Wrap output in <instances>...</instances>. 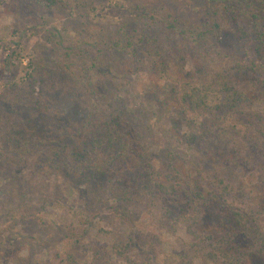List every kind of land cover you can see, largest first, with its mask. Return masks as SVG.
Listing matches in <instances>:
<instances>
[{
  "label": "trees",
  "instance_id": "1",
  "mask_svg": "<svg viewBox=\"0 0 264 264\" xmlns=\"http://www.w3.org/2000/svg\"><path fill=\"white\" fill-rule=\"evenodd\" d=\"M31 1L52 12L63 8L80 14L88 8V2L82 0ZM208 3L206 17L196 30H176L172 37L177 47L182 46L183 41L190 44L194 58L192 65H189L194 68L193 74L181 80L178 75L184 74V70L179 68L178 72L167 74L165 60L161 61L166 73L161 71V88L166 82H173L175 95L170 97L158 90L155 99L149 95L147 101L155 105V111L161 110L167 114L171 130L196 127L200 129L198 133L201 136L203 131L205 140L219 150L217 155H226L227 151L234 150L237 143L231 135L241 137L254 149L258 162V166H255L259 173L258 187L259 190L263 189V193L250 190L254 203L248 210L231 211L230 219H225L217 228L215 242H207L209 236L204 239L202 234L197 235L194 227L205 214L203 209L206 206L214 202L229 203L228 197L235 189L223 177H216L224 168L212 173L204 170L203 160L208 161L209 148L206 149L208 156L196 163L182 160L171 151L165 153L163 160L152 157L151 144L145 146L142 143L138 112L132 115L130 101L120 97L123 86L117 81L119 70L105 63L107 58L124 53L119 49L120 43L108 45L118 32L105 31L100 24H96L99 29L88 22L91 28L77 30L74 60L84 68L75 89L83 105L84 122L74 132L64 135L65 138L45 135L44 130L36 129L39 113L49 103L43 88L47 87L53 93L59 87L61 92L66 89L60 85L56 87L55 80L46 76L58 65L57 57L63 50L62 41L56 34H47L45 43L35 46V56L29 68L21 66L26 85L16 80L6 83L5 90L0 93V172L9 170L16 174V178L11 180L14 187L20 180L33 186L48 184L53 179L66 186L71 185V180L78 181L81 184L79 190L102 184L107 203L116 205L114 210L120 219H127L131 223L145 217L152 220L148 240L152 245L157 240L162 243L160 232L175 235L178 224L185 225L193 240L183 252L173 253L170 264H193L195 257L214 264H252L250 256H254V253H250V250L256 249L264 255V115L253 111L255 101L264 100V0H208ZM138 17L139 21L144 20L149 24L143 23L134 31L126 29L127 33L122 31L128 42L127 49L138 52L143 42L150 43L153 52L162 59L165 55L154 37L163 27L161 22L156 15H149V11L138 14ZM238 22L247 24L257 35L254 57L256 54L258 58L243 60L221 46L224 34ZM174 25H170V29H174ZM146 34L151 35L148 38ZM94 52L98 55H94ZM13 54L5 61L7 71L12 68L13 56L17 57L15 59L22 56ZM111 65L115 66L114 63ZM13 67L19 69V66ZM152 69L148 68L146 72ZM141 77L144 84L147 81L148 85H153L148 74H141ZM112 86L115 87L114 93ZM37 88L42 89L39 92ZM203 138L199 147L205 152L204 146L207 145ZM190 142L191 137L188 143L192 144ZM180 143L183 141L180 140ZM256 151L262 157L258 154V158ZM35 157H41V161L34 162ZM30 161L32 166L27 168ZM236 161L234 159L233 164ZM20 175L22 178H19ZM27 185L21 188L19 194L15 192L11 197L16 204L18 199L22 200L17 209L23 219L16 223L25 227L38 221L32 213L34 206L27 203L35 192ZM212 188H220L218 190L222 192H214ZM182 194L191 206H182V216L174 220V225L168 224L167 217L172 216L170 209L177 207ZM82 200L80 208L76 209V215L80 217L95 213V208L101 209L98 203H88L85 198ZM65 201L62 198L57 205L66 206ZM161 203L168 205L163 216L166 220L157 217ZM47 206L54 207L53 204ZM56 209L62 211L59 207ZM88 228L85 224L84 228L71 231L70 237L78 253L77 257L70 258V264H114L112 255L104 253L105 249L82 241ZM244 244L247 246L244 247ZM130 248L131 245L118 243L113 248V254L118 256V260L125 261ZM225 248L227 251L222 252ZM91 251L95 255L90 260ZM220 254H223L222 258ZM156 264L168 263L158 261Z\"/></svg>",
  "mask_w": 264,
  "mask_h": 264
},
{
  "label": "rangeland",
  "instance_id": "2",
  "mask_svg": "<svg viewBox=\"0 0 264 264\" xmlns=\"http://www.w3.org/2000/svg\"><path fill=\"white\" fill-rule=\"evenodd\" d=\"M82 1L88 2V8L86 11L82 10L80 14H76L73 10L63 8L54 12L46 11L31 0H0V93L5 90V85L9 80H16L18 83L26 85L21 68H29L30 62L35 56V46L45 43L47 34H56L62 41L63 50L57 57L58 65L46 76L55 80L56 87L60 85L66 89L61 92L59 87L57 92L53 93L47 87L43 88L49 103L45 104L42 112L39 113L36 129L44 130L45 135L65 138L64 135L74 132L84 122L83 105L78 100L80 97L76 94L75 89L82 76L81 70L84 68L81 63H76L74 60V52L77 48V44H75L77 30L81 31L85 27L88 30L91 28L88 23L90 22L96 28H99L100 24L105 31L118 32V35L116 34L108 45L113 46L120 43L119 49L124 53L107 58L105 63L110 68L119 70L120 75L117 81L123 86L120 97L128 98L131 103L132 115L135 116L138 112L137 118H139V129L142 132V143L145 146L151 144L152 157L163 160L165 153L171 151L182 160L196 163L208 156L206 149L209 148V162L203 160L206 167L204 170H210L209 172L212 173L224 168V171L216 177H223L235 189L228 197L229 203L222 201L217 204L214 202L212 205L206 206L203 209L205 214H202V218L194 227V232L197 235L202 234L204 239L209 236L207 242H215L218 234L217 228L223 221H226L225 219H230L231 211L238 212L242 208L248 210V207L254 203V195L250 190L263 193V189L259 190L258 187L259 173L255 170L258 162L254 149L252 148V150L248 143L243 142L241 137L236 138L231 135L237 143L233 147L234 150L227 151L226 155H217L219 150L205 140L203 131L204 138L198 133L200 129L196 127L171 130L167 114L161 110L155 111V105L147 101L149 95L155 99V92L158 90L170 97L175 95L176 86L173 82H166L163 89L161 88L160 78H163L161 61L165 60L167 74L176 73L179 68L184 70V74L179 73L178 75L181 80L193 74L191 72L194 68H191V65L194 56L191 53L190 44L183 41L182 46L177 47L172 37L176 30L190 29L193 31L200 26L206 17L208 0ZM144 11H149V15H156L163 26L161 31L154 36L158 41V48L163 51V53L160 52L165 55L162 59L153 52L154 49L150 43L143 42V47H139L138 52L127 49L128 42L122 31L125 32L126 29L134 31L143 23L149 24L144 20L139 21L138 14ZM123 25H127V27H123ZM170 25H174L175 28L170 29ZM150 35L146 34L147 37ZM256 40L257 35L253 33V29L247 24L238 22L224 34L221 46L243 60L256 59L258 58L256 54L254 57ZM135 44L139 43L135 42ZM144 44H146L145 47ZM48 46L51 48V45ZM13 53L22 56L18 58L19 60L13 56L12 68L7 71L5 61L14 55ZM94 55H98L97 52H94ZM112 63H114V67L111 65ZM13 65L19 66V69ZM148 68L153 69L148 73L146 72ZM144 73L151 77L152 82H150L153 85H148L147 81L144 84L141 77V74L144 75ZM64 76L66 77L62 79ZM41 89L37 88V91L40 92ZM112 92H115L114 86H112ZM40 99H42L41 96ZM25 103L28 104L27 101ZM253 111L264 115V100H256ZM190 137L192 144L188 143ZM202 138L207 145L204 146L205 152H202L199 147ZM180 140L183 141L182 144ZM258 154L260 155L256 151L259 158ZM217 156L219 157L217 158ZM216 158L219 160L218 162ZM234 159L237 161L233 164ZM33 161H41V157H35ZM30 162L27 168L32 166V161ZM15 178L16 174L9 170L0 172V264H70V258L77 257L78 253L74 248L73 238L70 237L71 231L82 229L85 224L89 228L87 235L82 234L85 238H82V241L93 247L105 249L104 253L112 255L114 264H156L158 261L170 264L174 256L173 253L183 252L186 249L185 246L193 240L187 227L178 224L175 235L160 232L159 237L162 243L157 240L154 245L150 244L148 240H150L149 230L152 220L145 217L136 223H131L127 219H120L114 210L116 205L112 202L107 203L108 198L102 184L98 183L79 190L81 184L78 181L71 180V185L66 186L60 185L53 179L48 184L39 183L41 185L33 186L32 183L20 180L19 184L14 187L11 180L13 181ZM19 178H22V175ZM26 185L28 189L32 187V191L35 192L29 197L30 199H27V203L34 206L32 213L38 220L34 225L27 227L16 223L23 219L17 209L21 206L22 200L18 199L16 204L12 199L13 194L15 192L19 194L21 188ZM212 187L215 188V185ZM59 188H61L60 193H57ZM214 188H212L214 192H222L219 191L220 188ZM180 192L182 193V190ZM62 198L67 200L65 201L66 206L57 205ZM82 198L87 199L88 203L89 201L94 204L98 203L101 209L95 208V213L85 217L76 215V209L80 208L83 203ZM47 204H53L54 207H48ZM186 204L191 206L182 194L181 202L176 205L177 207L170 209L172 216L167 217L168 224H175L174 220L182 216L180 208ZM57 207L62 211H58ZM167 207L166 203L160 204V210L157 213L158 218L162 217L159 218L160 220L167 219L163 218ZM193 210L191 209V211ZM118 243L123 246L131 245L125 261L118 260V256L113 254V248ZM246 246L247 244H244V247ZM226 251L227 248L222 252ZM249 252L254 253V256H250L253 259L252 264H264V255L259 254L256 249ZM94 255L93 251L89 253L90 260ZM222 257L223 254H220V258ZM193 264L214 263L195 257Z\"/></svg>",
  "mask_w": 264,
  "mask_h": 264
}]
</instances>
